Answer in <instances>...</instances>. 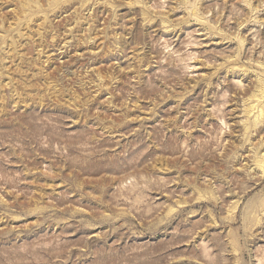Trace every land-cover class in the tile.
<instances>
[{
  "label": "rangeland",
  "instance_id": "374dc122",
  "mask_svg": "<svg viewBox=\"0 0 264 264\" xmlns=\"http://www.w3.org/2000/svg\"><path fill=\"white\" fill-rule=\"evenodd\" d=\"M263 101L264 0H0V264H264Z\"/></svg>",
  "mask_w": 264,
  "mask_h": 264
},
{
  "label": "bare ground",
  "instance_id": "6f19581e",
  "mask_svg": "<svg viewBox=\"0 0 264 264\" xmlns=\"http://www.w3.org/2000/svg\"><path fill=\"white\" fill-rule=\"evenodd\" d=\"M197 82V81H196ZM260 93H262V91L260 92ZM262 95V94H261ZM258 96V95H257ZM254 98H256V96L254 97ZM261 99H263V98H261ZM258 100V99H257ZM260 100V99H259ZM264 102V101H263ZM256 103V102H255ZM262 103V102H261ZM261 106V105H260ZM248 107V106H247ZM253 107V106H252ZM263 107V106H262ZM261 108V107H260ZM264 108V107H263ZM248 109V108H247ZM255 109V108H254ZM258 110V109H257ZM260 111V110H259ZM262 111V110H261ZM260 113V112H259ZM263 113V112H262ZM251 114H253V113H249V115H251ZM264 114V113H263ZM248 115V116H249ZM254 115V114H253ZM258 115H260L261 116V114H258ZM246 116V115H245ZM247 116V117H248ZM255 116V115H254ZM253 118H255V117H253ZM259 118V117H258ZM254 120V119H253ZM254 121H257V118H256V120H254ZM257 123V122H256ZM258 154V153H257ZM263 155H264V152H263ZM263 156L261 155V158H262ZM263 159H264V157H263ZM261 161V160H260ZM257 164V163H256ZM261 164H262V162H261ZM261 166V165H260ZM260 169H261V167H260ZM262 169H263V167H262ZM259 171V170H258ZM261 172H262V170H261Z\"/></svg>",
  "mask_w": 264,
  "mask_h": 264
}]
</instances>
